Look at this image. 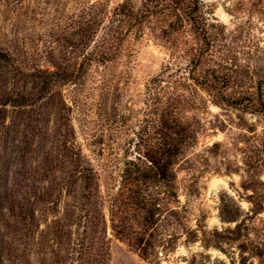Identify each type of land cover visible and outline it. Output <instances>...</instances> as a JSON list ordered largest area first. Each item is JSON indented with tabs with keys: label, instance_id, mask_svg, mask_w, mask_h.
I'll list each match as a JSON object with an SVG mask.
<instances>
[{
	"label": "trees",
	"instance_id": "16d2710c",
	"mask_svg": "<svg viewBox=\"0 0 264 264\" xmlns=\"http://www.w3.org/2000/svg\"><path fill=\"white\" fill-rule=\"evenodd\" d=\"M214 9L210 0H121L111 10L96 0L83 7L79 41L91 51L72 69L54 65L40 82L56 126L28 128V69L15 65V89L1 103L12 106L11 115L0 109V264H108L111 235L139 245L164 224L187 226L189 240L204 249L231 245L237 262L229 264H264V65L238 66L237 36ZM147 34L166 46L168 58L144 81L140 124L126 145L110 147L107 159L102 123L92 135L109 173L78 141L72 108L83 104L81 79L96 63L104 72L97 116L126 121L115 68L125 38ZM69 84L74 97L67 101L62 88ZM9 116L23 127L7 125ZM218 133L223 140L210 143ZM247 146L248 163L243 157L244 167H232ZM211 156L221 158L213 171L239 174L234 189L242 192L220 197L227 226L208 228L203 219L190 227L177 166L184 162L196 183ZM104 172L114 192L101 189Z\"/></svg>",
	"mask_w": 264,
	"mask_h": 264
},
{
	"label": "rangeland",
	"instance_id": "374dc122",
	"mask_svg": "<svg viewBox=\"0 0 264 264\" xmlns=\"http://www.w3.org/2000/svg\"><path fill=\"white\" fill-rule=\"evenodd\" d=\"M96 0H0V109H7L8 114L12 106L6 98L15 89L14 67L17 64L28 69V128H44L56 126L50 113V107L43 90L40 89L41 78L54 65L67 69L74 68L82 59L83 53L91 51V47L81 46L79 30L83 7ZM111 10L121 0H98ZM214 5L216 16L227 27V32L237 36L236 61L239 67L245 65L260 67L264 65V0H210ZM101 30L97 35H100ZM125 50L115 71L119 77L114 84L120 89L121 97L118 102L119 115H125L126 121L118 117L116 121L107 123L100 121L97 116L99 101V86L103 69L97 70V64L89 66L80 84L78 96L83 103L72 108V123L77 131L78 141L82 143L84 151L97 163V167H107L95 154L93 134L98 131L102 123L105 132L103 147L105 156H110V147L117 151L118 144L125 146L126 141L138 129L142 108V88L144 81L156 73L168 58V50L164 44L150 35L142 37L127 36L122 44ZM126 61V67L121 66ZM22 83L19 82L21 88ZM23 89V90H24ZM67 101L72 99L74 87L65 85L62 88ZM75 93V92H74ZM76 95V94H75ZM70 103V102H68ZM216 111L217 108L213 107ZM7 125L22 128L19 120L6 118ZM113 134V135H112ZM114 137L116 141H111ZM205 139V138H204ZM202 139V142L203 140ZM223 140L218 133L210 137ZM118 143V144H117ZM41 144V143H40ZM39 144V145H40ZM245 146V144H241ZM98 146V145H97ZM202 146L200 143L199 148ZM108 147V148H107ZM249 146L244 154H236V161L232 167L243 166V157L248 163ZM233 158V157H230ZM8 159V158H7ZM221 158L211 156L208 161L209 172L202 174L198 181H192V174L184 162L177 166V185L179 187V204L185 212V222L193 227L197 221H207L208 228L221 229L228 225L219 216L220 197L230 195L237 198L240 176L237 172L227 174L213 171L219 165ZM246 165V164H245ZM247 167V166H246ZM108 166L105 171L111 172ZM29 177V176H28ZM18 179V177H16ZM3 182V181H2ZM30 182V181H28ZM112 177L104 172L101 189H110ZM232 183V185L230 184ZM3 184V183H2ZM193 184V185H192ZM4 185V184H3ZM242 207H247L245 200L240 201ZM187 226L164 224L153 231L147 239L137 245H128L120 239L110 236L108 264H229L237 262V252L234 247L223 244L224 251L210 247L204 249L198 242L189 240L186 234ZM157 238L158 240H155ZM154 243L158 246H153Z\"/></svg>",
	"mask_w": 264,
	"mask_h": 264
}]
</instances>
